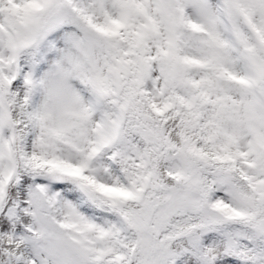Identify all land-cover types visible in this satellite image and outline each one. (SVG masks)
I'll return each mask as SVG.
<instances>
[{
	"label": "snow or ice",
	"instance_id": "snow-or-ice-1",
	"mask_svg": "<svg viewBox=\"0 0 264 264\" xmlns=\"http://www.w3.org/2000/svg\"><path fill=\"white\" fill-rule=\"evenodd\" d=\"M0 264H264V0H0Z\"/></svg>",
	"mask_w": 264,
	"mask_h": 264
}]
</instances>
